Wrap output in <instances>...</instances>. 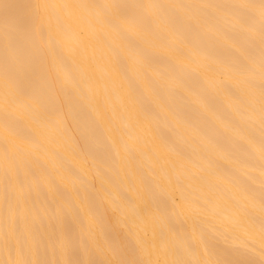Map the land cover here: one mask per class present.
Here are the masks:
<instances>
[{"label": "bare ground", "instance_id": "bare-ground-1", "mask_svg": "<svg viewBox=\"0 0 264 264\" xmlns=\"http://www.w3.org/2000/svg\"><path fill=\"white\" fill-rule=\"evenodd\" d=\"M0 264H264V0H0Z\"/></svg>", "mask_w": 264, "mask_h": 264}]
</instances>
